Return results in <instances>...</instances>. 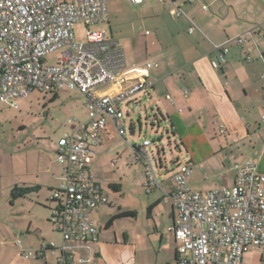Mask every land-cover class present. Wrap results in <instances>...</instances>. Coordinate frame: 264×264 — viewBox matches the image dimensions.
<instances>
[{"label":"crops","instance_id":"0c3cea01","mask_svg":"<svg viewBox=\"0 0 264 264\" xmlns=\"http://www.w3.org/2000/svg\"><path fill=\"white\" fill-rule=\"evenodd\" d=\"M126 1L144 12L153 10L152 20L159 25L154 35H150L153 39L149 51L153 61L128 63L124 50L115 41L123 51L129 71L144 68L148 63L157 66L149 72L153 87L127 103L138 105L147 97L155 104L154 116L159 114L186 150L185 164L192 167L188 177L191 190L233 186L237 175L235 166L248 161H238L236 150L241 153V147L247 142L253 143L254 138L264 135L261 124L264 116V59L261 57L264 54V0H165L158 2L162 5L151 8L146 0L136 4ZM173 3L183 9L200 31L189 33V20L171 14ZM165 12L170 16L168 23L161 17ZM250 31L253 37H246L242 44L233 41ZM223 45L229 49L226 61L215 68L213 62L219 59L221 51L214 46ZM141 80L140 75L132 74L98 88L97 93L114 95ZM58 94H53L54 98ZM21 100H29V97ZM12 109L18 110L20 105ZM84 112L85 119L76 118L78 121L86 120L85 107ZM149 121L152 123L153 117L149 116ZM67 125L65 134L73 129L71 124ZM131 126L135 134V124ZM4 134L0 133V264H59L61 252H47L32 259H25L22 254V249L37 248L44 242H54L57 247L63 244L61 234L51 221L57 205L51 196L64 181L63 165L57 161L58 144L35 147L29 145L27 138L18 141L16 136ZM126 141L110 125L101 143L91 147L95 153L89 155L87 173L100 185L103 194L104 184L116 192L122 190L117 180H123V176L116 175L119 167L126 169L134 164L128 174L137 170L143 173L144 165L140 166L141 161L132 162L134 153ZM132 148L136 154L137 148ZM257 163L259 172L264 174V167L260 165L264 163V154L262 162L260 159ZM133 182L141 190L140 193L133 190L132 194H142V177H136ZM160 184L166 192L174 189L172 178ZM14 189H29V192L13 198ZM163 197V191L157 189L146 199L138 196L136 200L123 202L122 198L115 206L108 199L106 204H101L92 220L102 227L97 241L88 244L93 257L83 264L174 262L178 257L177 242L168 229L177 214L171 203L163 202ZM125 213L131 215L119 217L107 226L113 217ZM17 241L22 248L17 246ZM67 253L72 257L67 264H81L79 259L88 257L83 248L67 250Z\"/></svg>","mask_w":264,"mask_h":264},{"label":"built area","instance_id":"2783aa9c","mask_svg":"<svg viewBox=\"0 0 264 264\" xmlns=\"http://www.w3.org/2000/svg\"><path fill=\"white\" fill-rule=\"evenodd\" d=\"M173 4L171 14L189 20V33L200 31L183 9ZM106 21V0H0V102L18 108L17 102L36 90L44 94L78 91L87 114L84 121L67 120L73 129L58 142L57 161L63 165L64 181L51 196L57 203L51 221L63 244L57 247L54 242H44L37 248L22 249L25 259L61 252L59 264H67L72 258L67 250L83 248L88 257L79 262L91 260L93 252L88 244L97 241L102 227L92 215L108 202L100 185L87 173L89 155L95 153L91 147L101 143L110 125L126 141L122 104L153 87L149 72L157 66L148 63L141 69L126 70L117 43L105 32L89 29ZM79 23L88 27L85 42L75 41L73 29ZM246 37H253V31L233 41L242 44ZM214 49L221 51L213 62L218 68L225 63L229 49L225 45ZM55 53L53 64L48 63L46 58ZM261 57L264 59V54ZM132 74L142 80L114 95H98V88ZM261 124L264 131V116ZM151 145L152 141L144 140L134 161H144L146 193L162 190L163 202L171 203L177 214L168 231L177 242L178 257L168 264H249L244 257L251 249L261 250L258 264H264V174L259 172L258 163L250 159L236 165L233 186L206 191L189 188L192 167L182 164L172 178L173 191L166 192L148 153ZM16 244L22 248L20 241Z\"/></svg>","mask_w":264,"mask_h":264},{"label":"rangeland","instance_id":"374dc122","mask_svg":"<svg viewBox=\"0 0 264 264\" xmlns=\"http://www.w3.org/2000/svg\"><path fill=\"white\" fill-rule=\"evenodd\" d=\"M149 8L162 5L159 1L146 0ZM107 4V21L91 25V31H103L111 39L116 41L118 45L124 50L128 63L137 61H153V55L150 53L151 42L156 27L152 20L154 14L153 10L142 11L141 7L133 6L126 0H106ZM166 19V23L170 21L169 13L165 12L161 16ZM88 27L79 23L74 26L73 33L75 41H87ZM58 53L46 58L48 63H52V57L57 56ZM54 60V59H53ZM148 63V62H146ZM53 64V63H52ZM129 70V68H126ZM146 95V93H143ZM141 96V95H140ZM54 98L53 94H44L39 91H34L29 100L18 101L20 109H12L8 105L0 103V133L4 135L16 136L18 141L21 138H27L29 145L35 147L58 144L61 137L64 136L68 130L67 120L77 118L79 120L85 119V112L83 107V98L78 92L63 91ZM133 103H123L122 110L125 114L124 127L127 133V141L131 145L130 150L134 153L133 160L138 152L135 154V149L132 147H139L145 139L152 141V145L148 148V153L151 157L156 176L159 182L166 179H171L177 172L179 165L185 164L188 156L184 146L180 140L174 138V134L167 127L166 122L161 119L153 102H150L147 97L138 105ZM137 106V107H136ZM149 116L153 117V122L149 121ZM135 124V134L132 133L131 124ZM238 161L252 159L258 162L263 158L264 154V135L254 138L253 143L247 142L246 146L241 147V153H237ZM262 153V154H261ZM132 157V156H131ZM116 158L113 160L115 162ZM140 166L144 165V161L139 162ZM131 164V163H130ZM139 165V164H138ZM261 168L264 163H260ZM134 164L126 167H119L116 175L123 176V180H117L122 184V190L114 191L104 184L103 191L107 198L112 202L113 206L118 199L123 202L136 200L135 197L146 199L150 194H147L143 186L142 194L133 195V190H139L140 186H136L133 182L136 177H142L137 170L128 174ZM108 175L110 169H108ZM140 175V176H139ZM119 177V176H118ZM136 182V181H135ZM141 190V189H140ZM140 190L138 191L140 193ZM261 250L251 249L244 257L246 263L258 264L260 262Z\"/></svg>","mask_w":264,"mask_h":264},{"label":"trees","instance_id":"16d2710c","mask_svg":"<svg viewBox=\"0 0 264 264\" xmlns=\"http://www.w3.org/2000/svg\"><path fill=\"white\" fill-rule=\"evenodd\" d=\"M55 99V98H54ZM131 130H133V126H131ZM174 134V132H172ZM27 192H29V189L28 190H19V189H14L12 191V197L15 198V197H22L24 196L25 194H27ZM131 214L130 213H125V214H121V215H118V216H115L113 217L107 224V226H110L114 221L115 219L119 218V217H123V216H130Z\"/></svg>","mask_w":264,"mask_h":264}]
</instances>
